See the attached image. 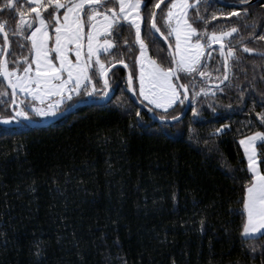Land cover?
<instances>
[{"label": "trees", "instance_id": "obj_1", "mask_svg": "<svg viewBox=\"0 0 264 264\" xmlns=\"http://www.w3.org/2000/svg\"><path fill=\"white\" fill-rule=\"evenodd\" d=\"M221 7L211 3L206 14ZM248 7V24L256 25L257 36L264 34V0ZM144 11H151V3ZM2 20L14 26L8 11L0 14ZM157 23L166 31L160 10ZM234 25L241 29L233 40L239 60L229 61V80L220 85L224 91L201 94L193 103L190 86V104L180 120H153L131 98L126 71L116 67L108 75L107 104L94 101L99 95L73 97L58 112L77 101L92 102L42 124L22 120L17 134L0 136V264H264V237L241 236L250 174L239 144L252 132L264 131L256 116L264 111V56L259 54L264 41L252 39L253 28L245 29L236 17L227 23L223 17L210 21L209 31ZM147 27L142 24L141 35L148 54L167 67L168 48L156 36L154 44ZM124 38L131 43L134 34L123 30L119 53L113 56L122 53L130 71L137 46L129 51ZM12 39L13 50L27 54ZM241 39L257 51L244 53ZM222 59L213 51L201 69L209 77L181 74V83L191 80L196 91L215 89L216 78H223ZM0 85H6L2 78ZM241 90L247 107L239 103ZM183 107L149 112L171 119ZM192 107L199 116H193ZM12 114V107L0 104V117ZM222 126L227 128L217 133ZM258 151L264 148L258 145ZM261 160L264 171V155Z\"/></svg>", "mask_w": 264, "mask_h": 264}, {"label": "snow or ice", "instance_id": "obj_2", "mask_svg": "<svg viewBox=\"0 0 264 264\" xmlns=\"http://www.w3.org/2000/svg\"><path fill=\"white\" fill-rule=\"evenodd\" d=\"M254 2L259 0H24L23 3L21 0H3L0 14L8 11L15 23L9 27L7 20L0 21V78L6 82V85H0V97H10L0 99V104L12 107L14 114L0 118V136L17 134L22 120L37 123L33 116L57 115L60 105L73 97L99 95L106 98L104 103L107 104L111 99L109 69L114 63L129 67L122 53L113 56L114 51L119 53L125 28L131 30L134 40L130 43L124 38L123 46L129 51L138 46L134 60L138 74L133 70L128 72L127 86L135 91L134 82L138 79L139 96L149 105L165 112L174 105H183L189 100L190 86L193 103L201 94L208 96L215 95L216 91L223 92L220 85L229 80V61L239 60L233 40L240 36L241 29L234 25L226 30L209 31V22L223 17L227 23L228 18L236 17L244 21L245 29L253 28L249 33L252 39L264 41V34H255L256 25L247 22L248 6ZM149 3L151 11L145 15ZM211 3H220L222 7L209 16L207 6ZM202 4L206 6L204 13L201 12ZM227 8L233 10L225 11ZM157 9L166 31H161L158 26ZM142 24L148 26L154 44L158 43L156 33L168 41L167 67L149 56L148 44L141 35ZM12 37L16 38V47L27 49V54H17L13 50ZM213 45L219 48L214 49ZM240 47L244 53L257 51L242 39ZM213 51H218L223 58L224 69L223 78H216L215 89L201 86L196 91L191 80L189 83L180 82L181 74L208 78L210 74L201 69L207 66L206 60L212 58ZM259 54L264 56V52ZM105 56L108 59H102ZM98 82H102L100 88ZM8 89H11L10 93ZM244 95L245 91L241 90L239 103L247 107ZM249 99L256 103L254 97L249 96ZM48 100L51 102L45 103ZM260 104L264 106V100ZM191 111L194 117L199 116L195 107ZM256 116L264 125V111ZM160 119L166 120L167 116L162 115ZM171 119L178 120L179 116ZM137 126L143 125L138 121ZM223 128L227 126L216 129V132L220 133ZM239 143L243 146L250 174L244 187L241 236L245 240L259 239L264 237V171L260 167L264 153L258 151V145L264 148V131H254ZM252 251L256 248L252 247Z\"/></svg>", "mask_w": 264, "mask_h": 264}, {"label": "water", "instance_id": "obj_3", "mask_svg": "<svg viewBox=\"0 0 264 264\" xmlns=\"http://www.w3.org/2000/svg\"><path fill=\"white\" fill-rule=\"evenodd\" d=\"M158 10H159V9H157V12H158ZM1 35H2V34H1ZM155 36H156V37H159V38L165 43V45H166L167 48H168V41H164V40H163V37H160L158 33H156ZM116 67H121V68H123V69L126 71V82H127V75H128V72H129V68H125V67H124L123 65H121V64H115V63H114L113 66L109 69V74H110V72H111L114 68H116ZM109 74H108V75H109ZM180 82H181V81H180ZM5 83H6V82H5ZM127 89H128V92H129L131 98L134 100V102H135V103H136L141 109H143L144 111H146L147 113H149L150 116H151V118H152L153 120H155V121H157V122H160V123H171V122L177 121V120H172V119H166V120H163V121H162V120L160 119V117H158V116H156V115L150 113V112L147 110V107H146L141 101L138 100V98L136 97V95H135V93H134L133 90L129 89L128 86H127ZM9 90L11 91V89H9ZM109 95H110V90H109ZM105 99H106V98H101V99H97V100H94V101H96V102H98V103H103ZM90 102H92V100H90V99H89V100H81V101H77L76 103H74L73 105H71L70 107H68L67 109L58 112L57 115H55V116H49V117H47V118L44 119V120L38 121L37 123H31V122H29V121H25V122L28 123L29 125H33V124H42V123H44V122H46V121H48V120H51V119L56 118V117H59V116L63 115L64 113L69 112L70 110H72V109L75 108L76 106L80 105L81 103H90ZM189 104H190V99L185 101V103H184V107H183L182 111L180 112V114L178 115V116H179V119H178V120H180V119L185 115V113H186V111H187V109H188Z\"/></svg>", "mask_w": 264, "mask_h": 264}, {"label": "rangeland", "instance_id": "obj_4", "mask_svg": "<svg viewBox=\"0 0 264 264\" xmlns=\"http://www.w3.org/2000/svg\"><path fill=\"white\" fill-rule=\"evenodd\" d=\"M134 40V39H133ZM137 49H138V46H137ZM136 55H138V51L136 50V54H135V56ZM135 56H134V60H135ZM131 70H133V71H135L137 74H138V66H136L135 65V63L132 65V67H131ZM1 79V78H0ZM135 89H136V92H137V97H138V99H139V101H141L142 103H144L145 105H147L148 107H150L152 110L151 111H153V112H158V111H164V109H157V108H155L153 105H149L148 104V102L147 101H144L143 100V97H141V96H139V81H138V79H136L135 80ZM76 98V97H75ZM49 102H51V100H48V101H46L45 103H49ZM66 102V101H65ZM38 103V102H37ZM63 104L64 103H62L61 105H60V107H59V109L60 108H62L63 107ZM0 118H3V117H0ZM36 118V117H35ZM38 118V117H37ZM47 118V117H46ZM46 118H40L39 120H44V119H46ZM14 126H16L15 124H14Z\"/></svg>", "mask_w": 264, "mask_h": 264}, {"label": "crops", "instance_id": "obj_5", "mask_svg": "<svg viewBox=\"0 0 264 264\" xmlns=\"http://www.w3.org/2000/svg\"><path fill=\"white\" fill-rule=\"evenodd\" d=\"M244 138V137H243ZM243 138H241V139H243ZM240 139V140H241ZM240 144V143H239ZM240 147H241V149H242V151H243V154H244V150H243V146L242 145H240ZM245 156V155H244ZM245 159H246V157H245ZM246 162H247V159H246ZM258 235V234H257Z\"/></svg>", "mask_w": 264, "mask_h": 264}]
</instances>
